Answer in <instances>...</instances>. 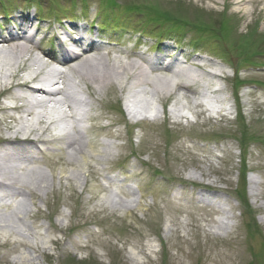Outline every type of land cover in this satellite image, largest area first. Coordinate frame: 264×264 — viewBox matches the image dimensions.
<instances>
[{
	"label": "rangeland",
	"instance_id": "374dc122",
	"mask_svg": "<svg viewBox=\"0 0 264 264\" xmlns=\"http://www.w3.org/2000/svg\"><path fill=\"white\" fill-rule=\"evenodd\" d=\"M86 1L0 0V13L15 16L18 8L34 13L33 5H42L47 26L62 30L70 25L65 18L83 14V8L88 16L97 15L101 0ZM119 1L121 7L112 12L103 39L129 49L143 43L145 56L136 52V58L143 61L165 54L177 56L183 51L218 64L230 77L236 73L247 86L239 84L235 90L231 81H212L214 86H224L221 94L232 115L234 95L241 93L242 113L221 121L207 114L200 117L203 108L194 106L196 98L191 95L185 99V91L174 88L170 96L153 97L141 92L137 96L139 105L154 100L158 112L163 107L165 111L154 122L130 126L123 122L128 120L124 111L128 93L118 91L113 95L107 91L104 103L85 94L87 101L101 106V112L106 113L111 105L123 110L122 116L111 113L112 118L89 123L87 138L98 133L101 142L111 145L108 161L102 160L96 167L100 179L93 180L87 168L79 171L84 183L66 181L64 177L75 175L77 170L59 163L40 162L29 167L35 168L32 171H20L25 182H32L35 172L47 176L48 187L39 189V195L20 197L11 202L13 207L7 205L0 210L1 219L14 221L12 209L21 200L23 219L14 222L23 231L29 225L33 232L24 239L30 245H22L18 240L23 238L17 235L4 242L3 235L10 233L2 231L0 264H15L25 251L38 257L32 264H264V13L252 0H247V8L241 11L230 6L231 0H216V4L209 0ZM154 4L155 9L177 17L173 18L174 26L148 22L146 13ZM127 6L145 10L125 15ZM205 9L217 15L206 14ZM163 45H175L177 49L171 53ZM248 55L252 57L245 62ZM82 88L87 92L86 85ZM216 96L211 94L207 100L219 107L224 102L217 101ZM169 97L170 104L185 105L191 118L178 124L167 109ZM114 122L116 125L110 126ZM97 125L107 127L98 131ZM3 128L5 135L14 134L7 126ZM241 131L260 141L242 148ZM60 154L55 147L49 151V157ZM243 161L250 171L244 181L240 175ZM242 186L248 190V206L236 199L244 193ZM3 194L0 188V196ZM114 195L127 205L109 204L106 199ZM135 198L137 203L132 204ZM217 204L226 209L229 228H219L223 212Z\"/></svg>",
	"mask_w": 264,
	"mask_h": 264
},
{
	"label": "bare ground",
	"instance_id": "6f19581e",
	"mask_svg": "<svg viewBox=\"0 0 264 264\" xmlns=\"http://www.w3.org/2000/svg\"><path fill=\"white\" fill-rule=\"evenodd\" d=\"M209 1L217 3L216 0ZM252 2L264 13V0H252ZM229 4L237 11L247 8V0H231ZM206 11L208 12V10ZM21 19L29 22L32 18L24 15ZM24 26H21L17 33L0 34V95H7L11 102L16 103L11 107L1 99L2 97L0 98V188L5 191V194L0 196V210H3V207L7 205L13 207L14 204L11 202L20 197L39 195V189L48 187L47 176H43L39 172H35L32 182H25L20 175V171L29 170L30 166L40 162L74 166L73 168L77 170L76 174L65 176L66 181L83 182L79 171L87 168L93 180L100 179L96 173L98 171L96 167L102 160L108 161L112 154L111 145L101 142L98 139V133L93 138H87L89 129L85 122L92 120L96 123L102 118H112L111 113L122 114L123 110L120 111L119 108L111 105L106 113L101 112V106L95 107L92 101H87L81 96L76 87L68 84L69 74L81 89H83L82 85H86L87 95L90 98L93 97L97 102L104 103L103 96L107 91H111L113 95H117L119 91L122 95L125 93L130 95L127 103H132L135 107L148 112L157 113L159 111L157 102L152 100L150 104L146 101L144 105H139L140 101L137 96L141 92L153 97L168 95L174 89L171 86L170 77L178 80L175 90L185 91L183 94L185 99L193 95L197 100L194 106L203 108L202 113L210 112L209 118H213L212 114L217 109V106L211 105L212 102L207 100L210 95L209 91L217 95V101L225 102L221 94L222 90L213 89L212 80L217 75L205 69L207 66L219 68L221 66L200 58V56L187 60L189 64L196 65L203 70L198 78L200 85L195 88L184 82L183 78L186 74L179 58L167 61L164 56H157L148 61V69H142L138 61L129 60L134 57L135 53L124 47L122 43L107 41L99 43L93 38L84 37L77 41L81 48L79 53L59 54L54 49L40 44L30 30L31 27ZM72 28L78 32L80 30V27L76 25ZM35 52L38 54L37 57ZM124 58L128 60H124ZM184 58L186 59L187 56ZM53 63L60 64L63 69H51L49 73L58 83H64L65 87H57L48 91L46 89L49 84L46 81L50 79H39L35 70L45 69ZM36 81L38 86L35 87L33 83ZM37 94H41L42 97H38ZM50 103L62 108L58 111L57 122L52 116L53 112L45 111ZM94 103L96 102L94 101ZM126 106L129 105L126 104ZM185 108V105L180 106L177 102L170 113L173 117L180 118L183 116L181 112ZM38 109L41 110L38 111ZM52 120L54 122L51 123ZM69 122H73L74 128L71 131L61 129L60 137L52 141L54 142L52 148L55 147L61 154L49 157L47 150L51 141L47 137L57 124ZM115 125V122L110 124V126ZM3 126H7L14 134L5 135ZM96 127L100 131L107 126L97 125ZM109 135L120 137L114 132H109ZM100 146L102 149L99 152L97 149ZM203 200L209 201L205 198ZM106 201L116 207L127 205V202L116 195L108 197ZM6 202L10 203L6 204ZM131 203H137V198ZM208 203L212 204L211 201ZM21 204L20 200L16 208L12 209L15 222L17 219H23L19 212ZM216 206L223 212V217L219 220V228H229L230 217L227 215L226 209L221 204ZM14 221L1 219L0 213V237H2V231L8 230L10 236L17 235L23 238V240H18L22 245L28 244V241L26 243L24 241L28 240V233L33 234L31 227L26 225L23 231ZM3 243L0 241V245ZM44 253L47 254V251ZM15 260L20 264H32L38 260V257L31 251H25Z\"/></svg>",
	"mask_w": 264,
	"mask_h": 264
}]
</instances>
